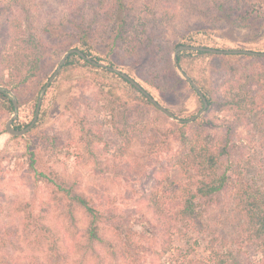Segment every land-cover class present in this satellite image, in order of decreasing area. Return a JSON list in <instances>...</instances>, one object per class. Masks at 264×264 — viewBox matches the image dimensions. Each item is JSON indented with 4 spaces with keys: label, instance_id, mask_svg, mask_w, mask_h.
Returning <instances> with one entry per match:
<instances>
[{
    "label": "rangeland",
    "instance_id": "1",
    "mask_svg": "<svg viewBox=\"0 0 264 264\" xmlns=\"http://www.w3.org/2000/svg\"><path fill=\"white\" fill-rule=\"evenodd\" d=\"M134 1L136 15L141 13L146 20L151 19L146 14V7L154 6L153 11H159V22L163 25L157 28V37L173 39L175 26L177 33H184L189 24L211 23L208 19L210 12L206 9L208 0ZM83 2L85 0H37V4L29 3L27 7L32 12L35 28L42 31L46 22L58 20L62 15L65 17L71 8ZM244 4L253 15L252 27L237 29L230 23L219 22L215 26L198 28L187 35L191 45L264 51V0H244ZM16 13L22 14L17 8ZM8 16L6 0H0V37L6 32L4 26ZM172 17L175 18L173 21ZM109 52L111 45L104 44L93 54L111 58ZM66 53L52 58L54 72ZM146 55L143 59L154 56L152 51ZM193 58L184 61L182 72L177 68L182 81L174 90H171V83L163 90L148 84L139 77L144 72L139 71V67L133 71L123 66L115 68L136 79L177 118L188 119L203 106L183 72L191 78L203 80L207 88L212 87L207 85L211 80L208 77L210 58ZM1 87L6 89L11 100H18L19 113L13 128H25L34 119L44 86L40 90L34 86L33 91L27 92L22 89L18 94ZM263 94L264 91V98ZM138 96L114 73L77 62L72 69L62 68L46 90L37 123L26 135L19 137L7 132L6 125L14 112L6 110L0 103V254L10 264H49L48 247L54 242L59 243L67 256L66 264H102L111 260L103 247H96L97 253L86 248L87 218L83 212L76 211L75 220L71 221L64 208L53 203V188L47 181L50 176L77 184L82 192L105 201L107 204L103 210L122 218L124 234L132 232L136 246L134 256H129L125 263L180 264L191 259L201 264H216L211 254V240L219 234L228 236L229 244H216V250L230 256L228 264L260 263L262 254L254 245L244 240L237 243L242 224L240 217L232 211L231 195L222 194L216 199V205L204 218L203 227L198 226L183 235L174 233L172 243L171 234L160 229L159 221L148 205L155 189L168 207L172 206L174 199L183 196L182 191L171 190V180L182 181L183 178L179 168L171 167L169 161L180 146L175 135L183 123L152 107L143 109L138 99L139 104L132 100ZM117 98L118 107H115L119 109L113 114L111 101ZM205 113L198 118L199 122L205 121ZM122 114L138 125L139 121L147 120L149 132L153 134L148 132L146 137L135 139L125 154L116 131ZM211 115L214 124L207 129L213 134L218 130L223 132L221 126L231 114L212 108ZM83 125L85 129L92 127L97 134V142L90 150L86 144L89 139L82 131ZM239 132L243 137L247 135L242 127ZM32 159L34 166H31ZM102 235L108 239L115 234L112 235L106 226Z\"/></svg>",
    "mask_w": 264,
    "mask_h": 264
},
{
    "label": "trees",
    "instance_id": "2",
    "mask_svg": "<svg viewBox=\"0 0 264 264\" xmlns=\"http://www.w3.org/2000/svg\"><path fill=\"white\" fill-rule=\"evenodd\" d=\"M6 3L9 16L4 26L6 32L0 37V87L5 86L17 94L22 89L27 92L33 91L34 86H37L36 90L45 86L55 69L52 58L73 48L112 67H128L129 71L139 67V71H144L139 77L148 84L163 90L171 83V90H174L182 81L176 71L174 52L181 45L192 44L187 36L191 31L215 26L219 22L230 23L237 29H249L254 24L253 15L246 10L244 0H208L206 9L210 12L208 19L211 23L199 21L189 24L184 33H177L175 26L174 38L166 39L157 37V28L163 24L159 22V11H153L154 6L146 7V14L151 18L146 20L141 13L136 15L134 0H85L83 4L71 8L65 17L62 15L58 20L46 22L43 30L37 31L31 19L32 12L27 7L29 3L37 4V0H6ZM16 8L22 14L16 13ZM104 44L111 45V58L94 56L96 48ZM151 51L154 56L143 59ZM178 58L181 68L186 59L210 58L208 77L211 80L207 85L210 84L211 89L206 87V82L202 83L203 80L192 78L205 94L209 108L203 116L205 121L199 122L198 119L183 123L176 131L175 137L180 146L169 161L171 167L179 168L183 180H171L170 185L171 190L182 191L183 196L174 199L172 206L168 207L155 189L148 206L159 221L160 229L171 234L172 243L174 233L183 235L198 226L203 227L204 218L216 205V199L222 194L231 195L232 211L240 217L242 224L237 243L244 240L254 245L262 254L259 264H264V57L184 51L179 53ZM77 62L112 73L76 54L68 58L63 70L72 69ZM114 75L139 94L138 98L132 99L133 102L142 103L143 109L148 106L160 111L127 80ZM0 98L6 110L15 111L7 91H0ZM118 99L111 101L113 114L119 109ZM212 108L231 114V118L225 119L221 126L223 132L218 130L213 134L207 129L214 124ZM119 119L122 121L117 124L116 131L125 154L135 139L147 136L150 124L142 120L138 125L123 114ZM241 127L247 132L244 137L239 132ZM82 131L89 139L86 144L90 150L97 142L96 131L92 127L85 129L84 125ZM98 139H102V135ZM34 163L32 159L31 166ZM47 181L53 188V203L64 208L71 221L75 220L76 211L86 215L85 246L93 253H97L96 247L106 250L111 260L109 263L102 261V264H139L125 263L129 256L135 254L132 232L124 234L122 218L103 210L107 204L105 201L87 195L77 184L66 179L50 176ZM106 226H109L112 235L115 234L114 237H103ZM51 238L54 239V236ZM217 243L226 246L229 244L228 236L219 234L211 240V254L216 264H228L230 256L216 250ZM48 259L49 264H66L67 256L58 242L48 247ZM0 264L10 262L0 254ZM180 264L201 263L190 259Z\"/></svg>",
    "mask_w": 264,
    "mask_h": 264
},
{
    "label": "water",
    "instance_id": "3",
    "mask_svg": "<svg viewBox=\"0 0 264 264\" xmlns=\"http://www.w3.org/2000/svg\"><path fill=\"white\" fill-rule=\"evenodd\" d=\"M184 51L205 52V53L222 54V55H250V56H256V57H264V51H256V50H250V49H221V48H214V47H210V46H196V45H191V44H184V45H181L178 48H176V50L174 52L175 65L177 66L178 70H180L181 72H182V70H181V67H180V64H179L178 55H179V53L184 52ZM72 54H76L79 57L89 61L90 63H92L95 66H98L100 68L106 69V70H108V71H110L112 73H115V74L121 76L122 78L127 80V82H129L133 87H135L137 90H139L141 92V94H143L148 100H150V102L156 108H158L161 112H163L164 114H166L167 116H169V117H171L173 119H176L177 121H179L181 123H192V122L196 121L209 108V102H208L205 94L201 91V89L195 83V81L186 73H183V76L187 80V82L193 87V89L196 91V93L199 95V98L203 102V108L196 115L192 116L191 118L180 119V118H177L176 115L170 109L166 108L161 103H159L146 88H144L136 79H134L133 77H131L127 73H125V72H123V71H121V70H119V69H117L115 67L109 66V65L105 64L104 62H98L97 60H95V59H93L91 57H88L80 49L73 48V49L69 50L63 56V58L61 59V61L59 63V66L56 69V71L51 76V78L46 83V85L44 86L42 95L38 99V103H37L34 119L25 128L16 129V128H13V126H12L13 122L18 117V113H19V111H18L19 110L18 100L16 98L12 99L15 111H14V115L12 116V119L9 120V122L6 125V130H7V132L9 134H11L13 136L21 137V136H24L27 133H29L35 127V125L37 123V120H38V117H39L40 110H41L42 99H43V96H44L46 90L49 88V86L51 85L53 80L58 76V74L62 70L64 64L66 63V61L68 60V58ZM0 91H6V89L0 87Z\"/></svg>",
    "mask_w": 264,
    "mask_h": 264
}]
</instances>
